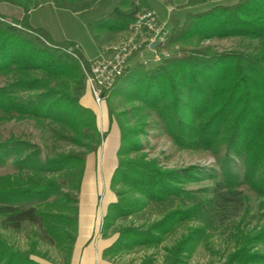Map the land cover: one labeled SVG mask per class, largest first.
Wrapping results in <instances>:
<instances>
[{"label": "trees", "instance_id": "16d2710c", "mask_svg": "<svg viewBox=\"0 0 264 264\" xmlns=\"http://www.w3.org/2000/svg\"><path fill=\"white\" fill-rule=\"evenodd\" d=\"M98 1L52 0L62 9H84ZM222 1L187 0L180 5L187 9L217 3L187 13L183 21L173 16L164 46L170 55L154 69L143 62L132 65L109 92L110 114L115 112L112 101L122 98L135 119L133 125L122 123L119 164L111 180L117 201L108 206L101 228L104 238L118 235L103 252L109 262L133 264L134 260L123 263L122 258L146 251L139 264H189L201 244L221 233L232 248L221 254L222 264H264V225L250 227L248 206L233 227L222 225L214 199L186 189L205 178L202 170L165 169L147 158L139 140L145 134L146 112L154 111L178 148L213 153L225 148L223 186L230 190L239 186L242 179L233 162L242 159L243 181L261 199L259 210L264 209V0H239L233 5L219 4ZM0 4L23 11L20 20L0 16V76L9 79L0 88V125L32 119L87 154L96 152L102 142L97 116L81 104L86 91L81 62L88 64L81 50L74 43H54L45 30L31 26L29 13L37 0H0ZM143 10H152L148 0H121L108 17L91 22L90 30L98 39L106 32H128ZM234 37L259 41L260 48L220 53L203 46ZM8 159L18 173L0 177L2 227L19 231L27 224L43 229V239L64 252L70 264L78 234V201L51 174L66 171L74 178L71 188L79 192L85 158L68 153L43 160L39 148L13 138L0 142V163ZM33 200L42 204L25 210L18 206ZM176 235L172 246H163ZM212 253L220 257V251ZM33 255L53 262L35 246L21 251L0 235V264H40Z\"/></svg>", "mask_w": 264, "mask_h": 264}, {"label": "rangeland", "instance_id": "374dc122", "mask_svg": "<svg viewBox=\"0 0 264 264\" xmlns=\"http://www.w3.org/2000/svg\"><path fill=\"white\" fill-rule=\"evenodd\" d=\"M186 1L187 0H148L151 9L157 14L159 18L158 20L162 22L159 23L163 28V33L165 36L168 37L172 31L173 16L180 21H183L186 14L189 12L195 13L207 10L217 5V3H209L207 5L193 8H180V5L184 4ZM238 1L239 0H224L219 4L233 5ZM37 2V7L31 10L29 13V23L31 26L45 30L54 43L81 44L86 55H88L89 58L94 59L100 54L97 43L100 42L105 33L101 39H98L92 34L90 30V23L101 20L100 18L103 19L108 17L115 9L119 7L121 0H103L98 4H95L93 9L83 13H77V10L74 8H59L52 2V0H44L43 2L37 0ZM169 6L173 7L172 11L169 10ZM0 16H5V18L7 17L8 19L20 20L23 17V11L8 4H0ZM141 41L142 36L137 35L135 43H142ZM203 46L212 47L220 53L228 51L256 52L260 48V42L234 37L208 41L205 42ZM156 49H158V54H160L159 56L161 58L165 57L162 55L163 50L160 46L156 47ZM168 55H170V53ZM8 83L9 79L4 76H0V88L5 87L8 85ZM21 96L27 98L26 94H22ZM110 104V98H108L104 107L105 119L106 122L110 121L113 128L116 129L118 133L120 132L119 141L121 145L122 123L127 124L128 121L131 125H133L135 122V119L132 116V107L126 102V100H123L122 98L113 100L112 106L115 112L113 115H111ZM121 113H125L126 115L120 116ZM146 114L147 117L143 120L145 123V134L140 135L139 140L142 146V152L147 155L148 159L157 160L158 163L165 169L182 170L191 166L200 168L204 173L205 178L197 183L188 184L186 189L194 191L198 194V196L206 200L214 199V204L219 210V220L222 225L233 227V225L239 221V218L243 213V209L246 206H248L251 210V213L248 217L250 227L264 225V218L262 219L264 209L259 210L261 199H259L258 195L243 181L244 166L242 159H236L233 162V170L236 174L241 176L242 180L238 187L230 190L223 186V180L221 177L222 160L227 154L225 148H222L219 153H213L211 151L199 149H180L174 144L157 113L154 111H147ZM100 134L102 142L99 145L97 151L87 154L85 149L77 147L72 143L63 140L56 133V131H53L52 128L43 127L32 119L23 121L13 120L0 125V142H6L14 138L30 143L33 145V147L40 149L41 158L43 160L46 159V157H55L61 154H79L83 156L86 161L93 160L92 158H94L98 168L102 164V160L98 152L100 148L103 147L105 140V136H103L102 131H100ZM116 162L118 167L119 156L116 159ZM17 173L18 169L15 167L12 159H8L4 163H0V177L16 175ZM51 177H53L57 183L62 186V190L64 192L71 191V194L77 199L79 203L80 191L76 192L73 191V188H71L72 182L74 181L72 176H69L66 171H59L51 174ZM106 182H108V180ZM108 188L109 187L107 185L106 189L100 190V196L98 199V208L100 209L99 213L101 218L99 223V231L102 237L103 234L101 228L104 217L107 213V211L106 213L103 212V209L106 194L109 193L110 189ZM111 195L116 197L115 201H117V196L114 191ZM241 197H244V200L240 201L239 198ZM53 200L54 198L50 199V201ZM39 204H42V201L33 200L30 202L21 203L18 206L20 209L25 210L36 207ZM155 218L156 215H153L152 219ZM1 221L2 219L0 217V235H2L16 249L28 251L33 245L37 251H40L42 254H47L49 259L54 263L40 256L33 255L32 259L35 262L40 264H66V254L55 247V245H50L43 239V237H45L43 229L37 226L34 227L32 225L26 224L19 231L9 229L6 230L4 227H2ZM110 237L117 238L118 235H112ZM177 239V235L172 236L163 244V246H172ZM212 249L215 251H220V257L214 255V253H212ZM230 249H232L231 243L220 233L212 237L208 243L201 244L196 249V252L189 264H222L221 254L227 253ZM149 252L152 253V251ZM158 253L159 259L162 261V255L164 253L163 249H160ZM146 254V251H137L133 254L123 257L122 262L130 263V261L134 260L133 264H139L140 260Z\"/></svg>", "mask_w": 264, "mask_h": 264}, {"label": "crops", "instance_id": "0c3cea01", "mask_svg": "<svg viewBox=\"0 0 264 264\" xmlns=\"http://www.w3.org/2000/svg\"><path fill=\"white\" fill-rule=\"evenodd\" d=\"M101 1L103 0H99L95 4H98ZM95 4H91L88 8L76 9L77 13L91 10ZM169 10L172 11L173 7L169 6ZM159 22L162 23L160 20ZM124 41H133V43H135L136 35L132 30L123 33H105L100 42L97 43L100 54L94 59L89 58L81 44L76 43L79 45L85 59L90 62L99 59L110 47ZM141 42L142 43H139L140 45L135 43L141 50L131 59L130 64L132 66L136 63L143 62L148 69H154L160 63L157 61L158 49L151 48L146 36H142ZM81 104L85 108L94 111L97 116L98 127L100 131H102L103 136H105V140L103 147L100 148L98 152L102 160L100 167H97L94 158H92L93 160L86 161V169L80 188L78 203V234L70 264H114L103 258L104 250L109 248L117 238H103L100 234L99 223L101 218L99 213L100 209L98 208V199L100 196V190L106 189V186L108 185L110 189L108 188L109 193L106 194L105 197L103 212L106 213L108 206L111 203L116 202V197L111 195L113 194V191L111 190V180L113 173L117 168L116 159L118 158V151L120 148V132L118 133L117 130L113 128L110 121L106 122L104 114L105 109H99L96 106L94 99L87 88L84 96L81 97ZM107 180L108 182H106Z\"/></svg>", "mask_w": 264, "mask_h": 264}, {"label": "built area", "instance_id": "2783aa9c", "mask_svg": "<svg viewBox=\"0 0 264 264\" xmlns=\"http://www.w3.org/2000/svg\"><path fill=\"white\" fill-rule=\"evenodd\" d=\"M131 30L136 36H146L149 44L159 43L163 50L162 55L165 57L169 56V52L164 49L167 36L164 35L163 28L153 10L139 12ZM75 49L80 50L79 45H76ZM138 49L140 47L133 41H124L107 49L99 59L90 61L88 64L81 62L86 78V88L91 93L99 109H104L110 90L116 81L131 67L130 56ZM69 52L75 58H78L77 54L72 50ZM159 55H157V61L161 62L163 57L161 58Z\"/></svg>", "mask_w": 264, "mask_h": 264}, {"label": "water", "instance_id": "95a60500", "mask_svg": "<svg viewBox=\"0 0 264 264\" xmlns=\"http://www.w3.org/2000/svg\"><path fill=\"white\" fill-rule=\"evenodd\" d=\"M159 46V43H153L152 45H151V48L152 49H156V47H158Z\"/></svg>", "mask_w": 264, "mask_h": 264}]
</instances>
